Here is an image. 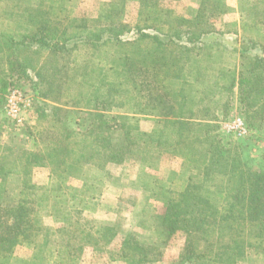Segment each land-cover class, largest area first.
I'll use <instances>...</instances> for the list:
<instances>
[{
    "label": "rangeland",
    "instance_id": "rangeland-1",
    "mask_svg": "<svg viewBox=\"0 0 264 264\" xmlns=\"http://www.w3.org/2000/svg\"><path fill=\"white\" fill-rule=\"evenodd\" d=\"M37 28L59 29L70 53L51 54L37 44L14 51L20 60L30 63L25 71L27 79L15 72L21 70L17 64L6 60L7 51H0V164L4 161L6 167L12 165L14 172L0 189V208L28 202V208L34 211L31 215L35 226L56 239L49 237L48 245L41 244V237L38 243L23 241L4 253L0 264H177L184 236L178 233L166 244L160 243L152 216L164 204L185 199L183 192L192 176L189 169L185 170L189 168L185 160L190 152L210 147L207 140L211 139L205 133L224 144L231 142L233 151L249 167H264V121L260 129L258 125L251 127L245 105L240 103L239 89H219H224L221 84L227 85L230 77L238 84L244 65L250 64L240 58L248 40L258 45L264 68V0H0V33L19 39ZM202 46L210 47L207 54L201 52ZM186 50L204 62L211 57V81H196V65L185 59ZM125 55L140 61L134 67L136 78L128 77L130 73L124 72L117 61ZM94 67H104L98 76L107 86L122 82L133 91L127 95L132 98L128 103L121 88L125 98L116 103L127 102L126 107L114 111L124 117L125 129L136 134L154 132L155 140L150 143L144 136L137 150L129 149L139 151L140 159L138 154L135 159L127 156L125 147L112 148L107 152L110 159L105 168L86 161L74 145L66 174L62 170L54 174L49 167L31 164L26 174L20 163L12 162L14 153L27 150L47 156L49 133L56 137L60 131L58 113L38 115L39 101L67 109L65 120L70 130L87 132L92 127L94 116L85 106L86 101L84 106L65 107L64 98L74 92L81 98L96 93L92 85L100 81L92 74ZM216 77L222 79L218 95L214 98L210 93L204 101L205 96L197 95V90L207 83L216 85ZM191 87L193 91L188 95L192 98L195 94L199 106H194L190 126L182 128L180 134L170 128L172 119L166 113L174 112L172 102L180 98L175 92H189ZM41 94L47 99L42 100ZM10 100L19 102L18 118L9 116ZM235 120L248 129L246 137L228 131L227 126ZM198 126H207V130ZM80 138L73 135L68 144L82 141ZM57 203L73 219L71 229L70 221L51 215ZM104 227L116 231L113 242L96 239L98 230ZM96 242L100 249L95 248ZM144 242L152 251L139 263L134 249ZM39 251L42 254H37ZM260 258L246 263V254L239 253L238 264H264V258Z\"/></svg>",
    "mask_w": 264,
    "mask_h": 264
},
{
    "label": "trees",
    "instance_id": "trees-1",
    "mask_svg": "<svg viewBox=\"0 0 264 264\" xmlns=\"http://www.w3.org/2000/svg\"><path fill=\"white\" fill-rule=\"evenodd\" d=\"M48 30L45 28L31 29L19 39L6 35V33H0V51H7L6 60L9 59L14 65L17 64L22 71L12 65L11 68L17 69L15 72L18 71L24 78L28 79L25 71L30 67V63L20 60L14 51L21 52V50L37 44L43 51H48L51 54L60 53L65 56L70 53L65 41L59 36L60 30L57 28ZM146 35L151 36L150 34H142V36ZM165 36L163 34L151 37L164 38ZM196 38H200V36ZM117 42L124 44L121 40ZM161 44H158L159 47H161ZM243 45L240 58L242 60L247 59L245 61H249L250 64L248 66L244 65V69L238 78V84L236 78L230 77V82L227 85L221 84L224 89H219L224 90V92L227 90L232 92L237 87L240 103L245 105L248 114V123L251 127L258 125L259 127L256 128L260 129L264 121V74L257 73L256 70L264 72V68H261L260 65V62H263L262 55L257 50L258 45H255L254 40H248ZM209 48H203L202 46L201 52L207 54ZM254 50L258 53H253ZM186 52L188 57L185 59L196 65L194 73L196 81H211V75L208 73L213 63L211 57L204 62L201 58H195L196 54L194 52L192 53L190 50H186ZM165 59L164 61H167ZM117 61L124 68V72L130 73L128 77L136 78L137 74L134 72V67L137 66V62H140L137 61V57L125 55L119 57ZM142 61L145 62L146 59L144 58ZM103 68L94 67L92 69L95 79L100 81L97 86L92 85L96 91L95 94H91L92 97L86 94L81 98V94L77 95L74 92L64 98L67 100L64 101L65 107L69 105L74 107L84 106L83 101H86L85 106L91 109L90 111L93 112L94 116V123L89 131L75 132L70 130L65 120L67 109L55 108L44 101H39L36 108L38 115L47 117V113H52L54 116L58 113L59 117H56L58 120L56 124L60 131L57 132L59 134L56 137L51 132L49 133V142L46 146L47 156H42L40 152L27 150L14 153L12 162L14 164L20 163L19 167L26 174L30 164L34 167H49L54 174L58 173L57 170H62V173L66 174L68 161L75 151L74 145L85 156L86 161H94L96 163L94 165L105 168L110 159L107 152L112 148L116 146L125 147L127 156L135 159L136 154H138L140 159L139 151H129V149L135 148L137 150L139 140L142 141L144 136L147 137L150 143L155 140L156 133L154 132L136 134L125 129L124 117L114 111L116 109L122 111L126 107V103H129L132 99H128L129 93L133 94V91L127 89L126 86L124 87L122 82L117 84L108 83L112 84L110 86L104 84V80L98 76ZM37 76L40 79L43 77L40 73ZM167 76L165 74L164 77ZM221 81L222 79L216 77V85L207 83L206 87H199L201 89L195 93L204 95V101L210 93V96L216 98L218 95L217 86L220 85ZM122 87L127 102L116 103L118 100H123L121 97L125 98L121 95ZM191 88L189 92L186 89L176 91V97L180 98L177 99L178 102H172L175 106L174 112L166 113L172 119L168 123L171 126L170 128H173L176 132L179 131L180 134H182V128L185 130L190 126L188 122L192 119L191 116L194 115V108L199 106L195 102V94L192 98L188 95L193 91V87ZM39 97L42 100L47 99L46 94H41ZM205 104L207 105L205 107L209 108L210 104L207 102ZM176 106H179V108H176ZM198 127L201 130H207V126ZM73 135L81 137L82 141L68 144V140ZM204 136L211 139L207 140L210 147L205 151L190 152L185 160L188 162L187 167H189L185 170L189 169L188 171L192 173L183 192L185 199L180 202L172 200L164 204L161 211L152 216L154 232L162 244H166L178 233L184 236L185 244L180 252L181 260L177 264H238L239 253L246 254V263H251L256 258H264V167H249L241 155L233 151L231 142L224 144L222 140L213 137V135L211 136L209 132L205 133ZM85 139L86 142H83ZM1 145L3 144L0 142ZM4 150L5 148L2 147V151ZM10 167L12 165L6 167L4 161L0 164L1 190L7 184L8 177L14 173ZM28 205L29 203L25 201L19 202L16 206L0 208V258L4 253L11 252L16 245L23 241L33 240L38 243L37 241L41 237V244L48 245L49 237L54 238L52 234L49 236V233H46L47 230L42 233L40 227L35 226L31 215L34 211L30 207L28 208ZM57 205L58 203L52 208L51 215L62 218V221H70L69 228L71 229L74 226L73 219L65 213L63 208H58ZM97 233L96 239L97 237L98 239L102 238L107 243L113 242L116 238V231L112 227L101 228ZM88 237L91 238L92 234H88ZM96 243L98 245L94 244L95 248L100 249L98 247L99 242ZM150 250L152 251V248L149 244L145 242L138 244L134 249L138 257L137 262L141 263L146 260L144 257L147 256V252L151 253ZM37 254H42V252L39 251Z\"/></svg>",
    "mask_w": 264,
    "mask_h": 264
},
{
    "label": "built area",
    "instance_id": "built-area-1",
    "mask_svg": "<svg viewBox=\"0 0 264 264\" xmlns=\"http://www.w3.org/2000/svg\"><path fill=\"white\" fill-rule=\"evenodd\" d=\"M19 102L16 100H10L8 105L9 116L13 118H18L19 114ZM228 131L232 134H235L238 137H246L248 135V129L245 127L243 122L240 120H235L227 126Z\"/></svg>",
    "mask_w": 264,
    "mask_h": 264
}]
</instances>
